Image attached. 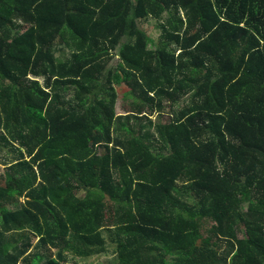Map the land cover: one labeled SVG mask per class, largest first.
Returning <instances> with one entry per match:
<instances>
[{
    "label": "trees",
    "instance_id": "16d2710c",
    "mask_svg": "<svg viewBox=\"0 0 264 264\" xmlns=\"http://www.w3.org/2000/svg\"><path fill=\"white\" fill-rule=\"evenodd\" d=\"M1 152L0 264H264V0H0Z\"/></svg>",
    "mask_w": 264,
    "mask_h": 264
},
{
    "label": "rangeland",
    "instance_id": "374dc122",
    "mask_svg": "<svg viewBox=\"0 0 264 264\" xmlns=\"http://www.w3.org/2000/svg\"><path fill=\"white\" fill-rule=\"evenodd\" d=\"M139 26L147 33L150 39L153 40L154 46H152L151 48H154L157 45V42L159 41V35H160L159 29H158V22L155 19L149 18L147 20L139 21ZM67 54H68V51L66 49L60 50V52L56 54L57 60L60 61V60L65 59L67 57ZM116 61H117L116 59H113L111 61V65H114ZM116 91H117L118 98L116 101L115 111L116 113H121L124 111V108H128L129 103L131 102V100L129 99L130 95H129L128 89L125 87L124 84H120L116 86ZM3 155H4V152H1L0 153V183H2V180L4 177V167L1 165ZM242 236H243V233H242ZM106 248H107L106 251L108 252V254L100 255V256H92L89 258H80V257L73 256L71 254L66 253L65 254L66 255L65 264H114L115 258L113 256V253H111L112 246L106 243Z\"/></svg>",
    "mask_w": 264,
    "mask_h": 264
}]
</instances>
